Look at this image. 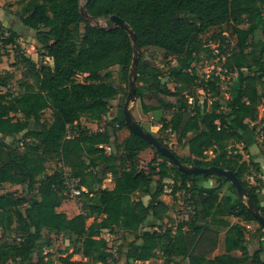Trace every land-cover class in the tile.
<instances>
[{"label": "trees", "instance_id": "trees-1", "mask_svg": "<svg viewBox=\"0 0 264 264\" xmlns=\"http://www.w3.org/2000/svg\"><path fill=\"white\" fill-rule=\"evenodd\" d=\"M20 4L21 23L37 31V53L53 67H38L24 57L33 83L18 94L4 93L9 80L0 78V264H53L51 255L42 254L53 237L66 238L74 249L58 259L60 264H145L144 257L158 254L166 255L164 264H264L263 241L249 251L254 240H264V230L246 203L227 189V179L181 171L129 129L123 108L111 115V102L127 94L135 48L129 33L110 21L122 18L136 35L134 82L142 112L169 117L161 119V130L188 154L157 140L184 165L234 172L264 216L263 179L255 178L254 186L247 182L262 175V167L244 160L235 144L243 143L245 134L264 136L257 123L264 98V0H87L88 15L108 20L107 28L84 18L80 0ZM224 26L236 44L231 48L225 36L215 34L211 41L221 43L215 54L202 36ZM19 39L15 31L5 36L0 26V48L20 51ZM203 53L220 57L225 75H235L238 86H231L228 98L220 75L199 80L193 65ZM166 72L174 89L162 81ZM199 88L214 99L210 107L208 101L199 104ZM47 111L50 120L44 119ZM83 117L96 128L83 126ZM124 129L129 135L119 142ZM149 149L157 159L145 170L139 160ZM51 162L61 166L48 173ZM109 177L112 189L103 187ZM74 178L88 192L80 196V213L69 217L59 209L70 194L67 181ZM6 185L22 191L1 193ZM166 187L172 195L181 193L190 210L176 229L168 226L172 208L161 200ZM250 224L260 227L248 240ZM104 232L129 233L134 239L121 244L117 258ZM221 242L224 252L213 256ZM76 255L82 260H73Z\"/></svg>", "mask_w": 264, "mask_h": 264}, {"label": "rangeland", "instance_id": "rangeland-1", "mask_svg": "<svg viewBox=\"0 0 264 264\" xmlns=\"http://www.w3.org/2000/svg\"><path fill=\"white\" fill-rule=\"evenodd\" d=\"M81 3V12L84 15V18L93 26L98 27H104L107 28L109 25L108 20L106 19H95L90 17L87 14L86 11V3L87 0H80ZM21 9L20 0H0V26L3 28V32L5 36H9L12 31H15L19 34L20 39L19 43L21 44L22 49L18 51L14 47H1L0 48V78L7 76L9 80V86L6 89H2V91L12 93V94H18L23 90V86L26 83H33V81L29 78V70L27 68L26 63L23 61V58H29L37 64V66L42 65H49L53 67V61L49 58L40 57L37 53V41H36V33L37 31L26 28L20 21L18 17V12ZM244 25V24H241ZM82 28H84V25H82ZM222 34L227 38V41L230 42L231 48L235 46L236 44V38L234 35H232L230 29H228L226 26L222 28H216L210 30L208 33H206L204 36H202V41L207 42V39L210 40V44L207 46H210L211 50H214L215 54H218L219 46H221L220 41H211V37L215 34ZM200 62L194 64L193 66L196 68L197 76L199 77V80L204 81L210 78L213 75H220L222 79L221 84V91L222 95L225 98H228L230 94L231 86H238V84L235 81V75H225V71L223 70V61L220 59V57H213L211 58L208 54L203 53L200 57ZM176 62H173V65H175ZM115 70L118 69V67L114 68ZM85 79V76H79L78 81L83 82ZM132 82V80H130ZM163 82H166L169 86V88L174 89L176 87V84L172 81L171 78L168 76V72H166V76L162 79ZM130 82V83H131ZM200 84V83H199ZM130 85V84H129ZM261 92L264 93V90H261ZM128 95H129V88L127 90V94H121L119 97L116 98V100L111 102V115H116L117 111H119L121 108H124L125 104L128 102ZM198 98L200 101V105L203 106L205 101H208V106H211V103L214 101L210 94L205 93L200 88L198 89ZM130 110L132 111L134 120L138 122L140 125L144 127V129L147 132H150L157 138H163L166 139L168 142L169 147L175 152V153H184L188 154V149L182 150L177 142L176 138L169 133V131L161 130L162 124L161 119L165 118L169 120V117H163L160 114H144L141 110L140 103L136 99L135 103H130L129 106ZM258 121L257 123L260 124V127H262V130L264 129V98L262 100V103L259 107V114H258ZM44 119L50 120L51 119V112L47 111L44 115ZM105 120L103 122V127L108 124L110 121ZM81 122L83 126H87L92 128H96L94 124H91L86 120L85 117L81 119ZM161 130V131H160ZM260 129H258L259 131ZM129 135V131L124 129L118 133V139L119 142H122L127 136ZM255 144L247 151L245 149L246 144L244 142L236 141V146L240 150V152L243 154L244 160L249 161L250 159H253L254 161L260 163L263 173L262 175H257V177L249 176L247 178V182L249 186L256 185V179L255 178H262L264 182V136L263 133L260 132V134L255 135ZM157 159V156L155 154V151L152 149H149L145 152H143L140 155V167L142 169L148 170L151 162L154 159ZM48 173H52L56 169L60 168V164L58 162H51L48 165ZM166 184H170V181H167ZM209 184H214V181H210ZM104 188L112 189L114 187V182L109 177L106 179L103 183ZM156 187V184H154V187ZM227 189L233 191L237 194L235 188L232 185H229ZM22 191V188L18 186H11L6 185L4 189L1 191V193L5 192H16L20 194ZM262 200L264 202V191L262 194ZM82 197H73L70 194H68L67 201L62 205V207L59 209L60 212L66 213L69 217H74L76 214L80 213V203H81ZM150 200L149 197L143 198L144 202H148ZM161 200L168 204L172 209L170 211V221L168 223V226H172L173 229H176L178 225L183 222V220H187L188 216L190 214L189 207L184 204L183 196L181 193H177L176 195L171 194V188L166 187L164 195L161 197ZM245 202V201H244ZM236 203H239L237 201ZM230 221L232 223L241 222L238 218H231ZM91 220L89 221V223ZM167 222V220H166ZM248 228L247 233V239L251 240V237L256 234L257 230L259 229V224H250L246 225ZM103 238L108 240L109 248L112 251V253L116 254V257L119 258V247L121 244H127L128 242H131L134 239V236L132 234L126 233L123 236H115L111 235L108 232L103 233ZM260 239H256L252 242V244L249 246V251L253 253L255 250H258L260 248ZM264 248V244H263ZM43 255L46 256L47 254L51 255L49 259H52L53 264H60L58 259L60 257H65L68 254H71L74 249L72 245L69 243V241L64 237H53V241L51 246L44 245L43 247ZM264 250V249H263ZM224 252V245L223 242L219 245L217 251L214 253L213 256L222 254ZM166 259V255L158 254L155 258H149L144 257L143 262L145 264H164V261ZM75 261L82 260L80 256L76 255L74 257Z\"/></svg>", "mask_w": 264, "mask_h": 264}, {"label": "water", "instance_id": "water-1", "mask_svg": "<svg viewBox=\"0 0 264 264\" xmlns=\"http://www.w3.org/2000/svg\"><path fill=\"white\" fill-rule=\"evenodd\" d=\"M110 21L113 23L114 27L123 28L129 33L131 40L134 44V48H135V56H134V61L132 65V77L130 79L132 80V82L130 81L131 83H129L130 85H129L128 102L125 104L123 108L124 119L129 129L133 131L134 133H136L137 135H139L140 137L144 138L147 142H149L158 153L170 159L181 171L185 173H191V174L216 175V176H221L227 179L230 182V184L235 188L238 197L243 202L245 201L248 209L255 216V218L259 221L260 225L262 226L264 230V216L261 214V212L255 205V203L249 198L247 191L242 186L241 182L239 181V179L237 178L234 172L229 171V170H224L218 167L199 168V167H190V166L184 165L178 160V158L167 147L161 144L154 135L144 130L140 126V124L134 120L132 111L130 110L129 106H130V103H135L136 101V88H135L134 80H135V69L138 64V57H139L137 38L133 30L122 18L118 16H112L110 18Z\"/></svg>", "mask_w": 264, "mask_h": 264}, {"label": "built area", "instance_id": "built-area-1", "mask_svg": "<svg viewBox=\"0 0 264 264\" xmlns=\"http://www.w3.org/2000/svg\"><path fill=\"white\" fill-rule=\"evenodd\" d=\"M67 185H68L70 194L73 197H80L83 192L85 193L88 192V190L85 187L80 186V179H75V178L70 179L67 181Z\"/></svg>", "mask_w": 264, "mask_h": 264}, {"label": "crops", "instance_id": "crops-1", "mask_svg": "<svg viewBox=\"0 0 264 264\" xmlns=\"http://www.w3.org/2000/svg\"><path fill=\"white\" fill-rule=\"evenodd\" d=\"M244 137H245L244 143L250 149L256 143L255 138L252 134H245Z\"/></svg>", "mask_w": 264, "mask_h": 264}]
</instances>
